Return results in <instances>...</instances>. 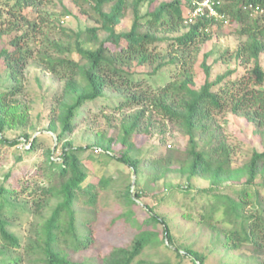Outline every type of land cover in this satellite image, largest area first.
Returning a JSON list of instances; mask_svg holds the SVG:
<instances>
[{
    "label": "trees",
    "instance_id": "obj_1",
    "mask_svg": "<svg viewBox=\"0 0 264 264\" xmlns=\"http://www.w3.org/2000/svg\"><path fill=\"white\" fill-rule=\"evenodd\" d=\"M56 2L64 15H72L64 0H15L7 11L9 19L0 23V144L16 146L25 139L30 146L23 149L26 155L42 149L40 138L25 132L20 140L6 138L10 128L29 127L30 108L20 99L27 94L26 75L32 64L63 83L51 96L48 111L47 131L55 135L57 147L44 150L38 167L42 184H33L30 202L22 199L35 218L25 244L8 230L13 219L9 210L21 200L9 182L13 173L0 184V259L21 251V258L2 261L209 264L211 254L180 244L167 215L143 203L144 190L88 166L113 160L138 177L150 170L153 182L178 173L186 184L167 186L159 205L180 208L183 218L209 231L214 250L224 249L227 256L237 253V260L229 264H264V0H219L218 13L244 40L217 60L232 59L235 68L215 78L208 65L212 53L204 54L200 67L205 79L200 86L195 69L202 49L215 30L224 27L223 21L203 17L187 24L190 5L183 0H71L94 23L72 30L39 21L44 9ZM52 33L65 40L51 39ZM169 67L176 70L162 85L143 79L155 78ZM240 67L247 69L245 75L239 74ZM104 99L122 116L120 123L111 124V133L99 134L93 145L75 146L69 138L79 127L81 110ZM230 117L253 128L259 147L249 143L243 149L242 142L230 141L224 129ZM168 125L186 139L184 148L147 159L135 138L152 130L165 135ZM22 161L19 155L17 162ZM198 180L209 186L196 188ZM30 189L28 185L23 191ZM108 191L123 212L105 225L100 223L99 202ZM118 222L134 230L131 241L110 245L88 260L74 259L97 248L102 233L111 235Z\"/></svg>",
    "mask_w": 264,
    "mask_h": 264
},
{
    "label": "rangeland",
    "instance_id": "obj_2",
    "mask_svg": "<svg viewBox=\"0 0 264 264\" xmlns=\"http://www.w3.org/2000/svg\"><path fill=\"white\" fill-rule=\"evenodd\" d=\"M14 2L15 0H0V23L3 20L9 19L7 11ZM64 5L72 12L71 16L64 15L63 10L56 2L54 5H49L44 9L39 21L44 19L46 26L51 23L56 27L62 25L72 30L94 26L92 21H89L85 16L79 13L77 7L71 0H64ZM144 12L145 9L142 10V13ZM130 21V18L126 21L128 26ZM46 30L47 28L45 32ZM50 38L65 40L59 33H52ZM40 40H42V37H39V41ZM243 40V38H239L234 33V28L229 27V25H224L221 29L215 30L213 39L203 47L202 54L195 69V82L197 86H200L205 79L204 72L200 67L204 54L212 53L211 57L208 59V65L212 66V77L215 78L227 70L235 68L236 62L232 59L224 63L217 62V60L226 51L233 52L236 50ZM262 60L264 68V57H262ZM144 70L146 71L147 69ZM175 70V67H169L161 71L155 78L143 77V79H146V82L153 86L162 85L172 76ZM238 72L240 75H245L247 69L240 67L238 68ZM62 85L63 83L56 80L53 75L43 71L37 65L32 64L26 75L27 94L20 99V103L23 107L28 106L30 108L29 115L31 120L29 127L27 129L20 127L10 128V130L6 132V138L9 140L19 139L25 132L31 138L39 137L42 149L33 155H26L23 149H29L30 146L25 139H19V144L16 146L0 144V184L4 181V176L8 172H12L13 179L9 182L15 184V187L18 189V195L21 198V200L17 202L18 207L9 210V216L13 217V219H11V225L8 227V230L17 236L23 244H25L26 240L31 235V225L35 222V218L32 216L31 210L29 209L30 205L24 204L22 199L25 198V200H29L30 202L33 198V184L35 182L42 184V177L39 174L38 167L44 160V150L48 148L55 150L57 147L58 142L55 135L47 131L48 111L51 106V96L54 94L55 90L60 89ZM121 117L119 113L110 109L105 99L88 104L81 110L80 116L77 118L79 127L74 131L69 140H71L75 146L86 147L93 145L99 134H110V125L117 126L121 121ZM228 120H230L228 128L224 127V121H220V124L224 127L225 132H229V138L232 143L236 144L242 142L241 146L243 149L248 147L247 145L249 143L259 147V139L254 135L253 128L250 125H246L243 120L235 121L231 117L228 118ZM135 140L141 151L146 154L147 159L164 157L170 150L175 148L183 149L186 144V139L183 135L171 125L167 126L165 135L159 132L153 133L152 130L147 135L141 133ZM60 153L61 148L58 149L54 157L57 158L60 156ZM19 155L23 156L22 162H17V157ZM88 166L90 170H98L101 174L105 173L107 176L117 179V181L121 179L126 182H131L133 184V189L138 186L140 190H144L147 195L143 197V203L150 207L158 206L157 210L167 215L172 225L173 234L180 244L193 246L196 251L203 254H211L209 264H221L222 262L229 264L237 260V253H232L227 256L224 249L216 248L214 250L212 245V234L206 229L196 225L195 222H190L183 218L180 208L165 204L159 205V198L164 194L167 186L169 187L172 185L176 187L186 184V179L182 178L178 173L168 174L158 182H153L150 181L153 177L150 170L143 171L138 177L129 167L113 160L88 164ZM28 185L31 186V189L23 191ZM194 186L196 188H207L209 183L205 180H198L194 182ZM181 203H183V201H181ZM99 206L101 209L100 223H104L105 225H108L110 221L123 212L122 206L111 191L102 195ZM49 213L50 212L44 213V217L47 218ZM37 221L39 224L41 223L40 219ZM102 235L103 238L97 248L92 252H87L80 256L77 255L74 259L88 260L94 257V255L103 253L110 245L119 246L127 244L132 240L134 230L129 226L122 227L120 222H118L111 235L106 234V232L102 233ZM19 252L21 251L1 258L0 264H7L4 263L2 259L13 260L15 258H21L22 255ZM22 264L25 263L22 262Z\"/></svg>",
    "mask_w": 264,
    "mask_h": 264
},
{
    "label": "built area",
    "instance_id": "obj_3",
    "mask_svg": "<svg viewBox=\"0 0 264 264\" xmlns=\"http://www.w3.org/2000/svg\"><path fill=\"white\" fill-rule=\"evenodd\" d=\"M183 1L190 5L187 24H192L199 18L207 17V18H215L216 20L223 21L224 25H228L227 18L224 15L219 14L217 11L219 0H183Z\"/></svg>",
    "mask_w": 264,
    "mask_h": 264
}]
</instances>
